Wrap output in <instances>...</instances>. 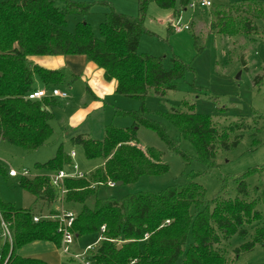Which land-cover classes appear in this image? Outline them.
Returning <instances> with one entry per match:
<instances>
[{
	"label": "trees",
	"instance_id": "trees-1",
	"mask_svg": "<svg viewBox=\"0 0 264 264\" xmlns=\"http://www.w3.org/2000/svg\"><path fill=\"white\" fill-rule=\"evenodd\" d=\"M190 1L155 0L159 8L173 9L175 16H179ZM148 2L138 0L135 17L110 8L99 27L101 36L96 38L85 22L78 23L73 33L66 28L67 16H86L94 3L0 0V139L32 151L52 135L50 121L54 118L52 109L57 101L50 97L30 101L26 96L34 90V77L44 86H58L66 78L65 72L41 68L33 64L30 57L84 56L103 70L106 81H115L116 95L140 102L137 111L114 109L116 116L132 120L130 127L105 126L102 140L85 135L70 138L71 144L80 147L87 160H102V165L88 177L63 180L66 190L63 202L80 206L72 224L75 236L100 234L101 227L105 228L103 239L91 255L92 264H175L181 256L182 264H227L219 248L222 243L234 235L244 237L247 234L244 226L261 219L256 207L257 202L264 203V189L256 188L258 197L251 198L246 179L253 174H264V166L250 169L234 179L235 198L224 196L223 185L217 196L205 200V190L196 179L216 166V150L235 148L241 136L232 139L231 135L249 126L243 119L219 132L210 116L196 114L187 102L182 103V110L170 112L153 113L144 107L149 92L164 97L168 91L175 90L179 79L192 71L176 56L171 60V68L165 70L161 59L138 53L141 36L153 35L144 26ZM215 18H218L216 13ZM213 28L211 23L210 29ZM167 31L175 33L174 25H169ZM240 31L244 35L255 34L257 27L244 17ZM229 33L233 32L227 31L225 25L216 32ZM257 80L258 77L255 84ZM150 115L170 123L179 138L191 144L195 160L207 170L191 172L184 185L174 184L161 192H137L119 200L98 198L97 188L108 182L129 185L142 176H162L168 172L160 152L138 147L136 132L140 126L154 131L166 148L186 164L193 159L182 151L177 140L167 135L165 126L150 119ZM71 163V157L60 146L53 158L36 165L46 174L21 178L19 187L34 198L33 204L50 206L60 195L50 185L49 175L67 171ZM0 173L5 175L1 168ZM89 201H92L91 207ZM33 217L32 206L16 208L0 202V264H46L39 259L20 257L16 252L34 241H49L60 246L57 223L33 222ZM1 222L11 235V242L2 237ZM188 239H191L189 243ZM256 245L264 246V228L257 229L253 239L234 252L237 256Z\"/></svg>",
	"mask_w": 264,
	"mask_h": 264
},
{
	"label": "rangeland",
	"instance_id": "rangeland-1",
	"mask_svg": "<svg viewBox=\"0 0 264 264\" xmlns=\"http://www.w3.org/2000/svg\"><path fill=\"white\" fill-rule=\"evenodd\" d=\"M75 2L94 3L86 16L70 15L66 17V28L73 33L78 23H87L96 38H100L99 27L104 22L105 13L112 8L115 12L128 16H137L138 0H73ZM195 0H191L193 3ZM210 8L191 9L186 7L179 16L173 9L159 8L155 0H149L144 18V26L153 35L144 34L138 44V53L147 54L162 60L165 70L172 66L174 56L188 64L192 71L176 82L175 90L168 91L164 97H157L149 92L144 107L150 112H170L182 110V103L193 106L196 114L210 116L214 127L220 132L229 126L245 119L249 128L234 132L232 139L241 136L237 146L229 151L216 150V166L207 174L198 177L196 182L205 190V200L210 201L220 193L224 185L225 197L235 198L234 179L250 169L264 166V0H211ZM58 4H60L58 2ZM262 10V12H261ZM262 16H259V13ZM214 13V14H213ZM215 13L218 15L216 20ZM244 17L250 19L257 27L255 34L244 35L240 23ZM258 17V18H257ZM242 18V19H241ZM211 23L215 28L210 29ZM188 26L189 30L169 33V25ZM221 25H225L229 34H216ZM258 77L255 84V78ZM36 80L37 77H34ZM60 91L68 94L67 99L58 98V104L52 109L54 119L50 122L51 137L39 148L26 151L0 140V168L6 173L13 169H25L27 177L45 175V171L36 168L53 158L61 146L66 154L74 153L73 163L78 171L88 177L98 169L101 159L87 160L78 146H73L70 138L85 135L95 140H102L104 127L112 125L128 128L132 124L129 117L116 116L114 109L137 111L140 102L135 99L112 95L101 101L99 107L84 111L88 102L82 101L85 88L82 80H69ZM68 86L72 88L69 89ZM70 101V102H69ZM83 109L80 113L78 109ZM150 119L161 122L167 135L179 142L184 153L193 158L188 164L179 156L170 152L154 131L140 126L136 132L137 145L141 150L155 149L162 154V162L168 166V172L162 176H142L134 184L121 186L102 185L97 188L96 196L100 199L115 200L137 193H157L174 184L182 186L191 172L202 173L206 167L195 160V150L190 143L181 140L176 129L167 121L156 115ZM75 125V126H74ZM74 126V127H73ZM71 168L67 172H71ZM20 178H10L0 173V202L16 208L33 207L34 211H43L33 204L34 198L19 187ZM246 184L250 197L257 199L255 189H264V174H253L247 177ZM92 201L88 202L91 207ZM39 209V210H37ZM80 206L75 205L72 212L76 215ZM256 210L261 219L245 225L247 234L244 237L234 235L223 242L220 251L227 264H264V246L256 245L249 252L236 256L235 249L250 242L257 229L264 228V203L257 202ZM99 234H88L74 237L70 252L82 254L80 259L65 255L63 264L92 263V251L85 252L88 245H96ZM190 238V237H189ZM191 239H188V243ZM181 256L175 264H182Z\"/></svg>",
	"mask_w": 264,
	"mask_h": 264
},
{
	"label": "crops",
	"instance_id": "crops-1",
	"mask_svg": "<svg viewBox=\"0 0 264 264\" xmlns=\"http://www.w3.org/2000/svg\"><path fill=\"white\" fill-rule=\"evenodd\" d=\"M29 60L33 64L47 70H63L65 72V77L66 75L70 76V81L82 80V84L85 88V95L82 97V101L88 102V99L86 98L88 97V95L90 96V101L87 104V108H84L85 112H87L86 110L99 107L101 101H104L107 97H110L115 94V81H106L104 79L103 70L98 68L92 62H89L84 56H33L30 57ZM65 79L58 86H44L39 80V78L37 80L34 78L33 89L46 90L47 92H50L52 89L60 91L59 87L65 83ZM68 88L71 89L72 87L68 86ZM60 92L66 93L63 90ZM58 98L59 97L53 98L57 101V104ZM67 98L68 94L66 98L61 99ZM78 111L82 113L83 109L79 108ZM4 173L6 176H8V172L6 173L4 171ZM37 205L40 206L41 209L47 207L46 216L49 217L55 215L61 208L67 211H72L73 207H75V205H69L64 203L63 197L56 199L55 203L50 206H41L40 203H37ZM42 212L43 211H34V216L46 217L42 214ZM60 252L61 244L59 247H57L54 243L49 241H34L22 246L20 249L17 250L16 253L20 257L39 259L45 262L46 264H63L65 259L62 257Z\"/></svg>",
	"mask_w": 264,
	"mask_h": 264
},
{
	"label": "built area",
	"instance_id": "built-area-1",
	"mask_svg": "<svg viewBox=\"0 0 264 264\" xmlns=\"http://www.w3.org/2000/svg\"><path fill=\"white\" fill-rule=\"evenodd\" d=\"M212 6L211 0H195L193 3H190L187 7L191 9H195L196 7L198 8H210ZM184 30H189L188 26L182 27L181 25L174 24V32L179 33ZM48 97H59V98H66L67 94L60 92L56 89H52L50 92H47L46 90H33L29 92L26 96V98L30 101H37L41 100L43 98H48ZM71 159L75 156L73 152L69 154ZM69 168H71V172H67L66 170H61L58 171L57 173L50 174L49 175V181L50 185L52 186L53 189L59 191L60 197H63L64 194L66 193V190L63 187V180L64 179H80L85 177L84 174L80 173L78 171V167L76 164L72 163L69 165ZM8 177L10 178H24L28 176V172L25 169H20L18 171H15L13 169H10L7 173ZM28 178V177H27ZM108 186L112 187L115 186L114 183L108 182ZM75 214L72 211H67L64 209H60L55 215L53 216H46V217H39V216H34L33 217V222H39L41 220H46V221H53L56 222L58 225L57 232L61 235V252L65 255H72L74 259H80L82 257V254H73L70 252V246L73 244V239L75 236V233L72 231V224L75 219ZM168 223V222H166ZM2 226V237L4 239H8L9 242H11V235L6 227V225L1 222ZM105 228L104 226L101 227L100 229V237L97 240L96 245H88L85 248V252L87 251H92L93 248L97 247L99 242L103 239L102 234L104 232ZM84 264H90L89 262L85 261Z\"/></svg>",
	"mask_w": 264,
	"mask_h": 264
},
{
	"label": "water",
	"instance_id": "water-1",
	"mask_svg": "<svg viewBox=\"0 0 264 264\" xmlns=\"http://www.w3.org/2000/svg\"><path fill=\"white\" fill-rule=\"evenodd\" d=\"M115 185H116V186H121L122 183H121V182H117Z\"/></svg>",
	"mask_w": 264,
	"mask_h": 264
}]
</instances>
